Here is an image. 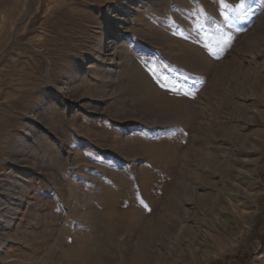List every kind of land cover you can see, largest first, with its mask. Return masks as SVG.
<instances>
[{"label": "rangeland", "instance_id": "1", "mask_svg": "<svg viewBox=\"0 0 264 264\" xmlns=\"http://www.w3.org/2000/svg\"><path fill=\"white\" fill-rule=\"evenodd\" d=\"M205 172L257 212L191 264H264V0H0V264H181ZM164 184L170 232L115 251Z\"/></svg>", "mask_w": 264, "mask_h": 264}, {"label": "bare ground", "instance_id": "2", "mask_svg": "<svg viewBox=\"0 0 264 264\" xmlns=\"http://www.w3.org/2000/svg\"><path fill=\"white\" fill-rule=\"evenodd\" d=\"M110 43H115V41H111ZM105 51V53H107V48H103L102 52L100 49V55L103 54V52ZM254 153V152H251ZM256 153V152H255ZM222 160V159H221ZM221 162H219L220 164ZM211 164V163H210ZM240 164V163H239ZM209 165V164H208ZM212 165V164H211ZM213 166V165H212ZM252 166V165H251ZM210 167V166H209ZM215 168V167H214ZM208 169V168H207ZM217 169V168H215ZM227 169V168H226ZM209 171H211L210 169H208ZM208 171V172H209ZM216 171V170H215ZM218 171V170H217ZM221 171V170H220ZM222 171L225 172V170ZM227 172V171H226ZM253 172V171H252ZM204 173V172H203ZM202 173V174H203ZM211 173V172H209ZM197 174H200L199 172ZM201 174V176H202ZM206 174V172H205ZM205 174H203V177L200 178V182L202 181V185L203 190L205 191L204 193V197H200L196 196L194 197V194L192 195L193 197L191 198H187V201L189 203H191L192 205H196L200 212L204 213L205 215L208 216H212L211 214L215 211H213V209H217L216 215L218 217V219L220 220V223L217 224V226L214 225V222L211 221L212 219L210 217L204 219H200L198 217L194 218V221L192 220V223L190 225V221H189V225L187 227V225H185L184 229L187 228L185 231H183L185 233V237L190 240L191 238H193L194 236H196L195 234H198V239H197V244L194 246L192 244V248L191 250L184 256L183 259V263L181 264H191L194 263L195 258L199 255V253H202L204 251H206L204 248H211V246L213 245V243H215L216 241H220V237H222L224 235V233L227 230L226 227V221H232L234 218H239L242 217L245 221V225L250 224L257 212L256 209V201H257V197L258 194H254L253 192H251L250 188L248 189L247 187L244 186V182L243 180L240 181V183L235 179V181H232L231 179L229 181H231V183L227 184L225 186L224 183L226 182H222L221 184H217L215 183V181H212L210 178L212 177H208V175L206 176ZM240 174V173H238ZM173 174H171L170 176H168L167 180H165L166 183H168V179L171 177ZM205 175V176H204ZM217 175V174H216ZM216 175L214 177H216ZM224 176H221L220 174V178H222L224 181H226L227 176L226 174L223 173ZM254 175V173H253ZM218 176V175H217ZM234 176V175H233ZM175 177V176H174ZM212 177V178H214ZM198 178V177H197ZM197 178L195 180H197ZM219 178V177H218ZM236 178V177H235ZM255 178V177H254ZM216 179V178H215ZM229 179V178H228ZM245 179V178H244ZM256 179V178H255ZM170 180V181H171ZM174 180V179H173ZM254 180V179H253ZM198 181V180H197ZM173 182V181H172ZM176 182V181H175ZM217 182V181H216ZM170 183V182H169ZM219 183V182H218ZM228 183V182H227ZM176 184V183H175ZM179 184V183H178ZM249 184V183H248ZM247 185V184H245ZM177 186V185H176ZM193 186H196L197 189L199 186H197V183ZM250 186V185H249ZM252 186V185H251ZM190 187V186H189ZM195 187V188H196ZM171 186L169 184L165 185L164 184V188L163 190H161V192H154L155 194H151V198L148 201L147 207L144 208H140V207H136L134 208V212L131 213V216L128 215H123L121 218H119L118 220H114V221H110L111 223H107L110 224V226L108 225L109 229L108 231L105 230V236L107 240H111L114 239V241L116 242V247L117 250L119 251H126L125 248L129 249L132 245V243L134 241H139L141 242L140 245L138 246V248L145 250L146 248V243L150 240H152V236H155L157 234V232H163L166 230L167 232L169 231V227L172 225H175V221L174 218L176 217L175 214L172 215V217H169L170 220L169 222H166V224L164 223V217L165 216H170V214H168V212L164 211L165 208H169L171 213V209H176L175 205L176 203L173 201V199H171V197L173 196L171 191ZM183 188V187H182ZM200 189H198L199 191ZM202 190V189H201ZM202 190V191H203ZM155 191V190H154ZM188 191V190H187ZM175 192V191H174ZM157 193V194H156ZM175 195H177L175 193ZM184 195V194H183ZM189 195V194H188ZM181 197V196H180ZM185 197V196H184ZM182 196V198H184ZM186 198V197H185ZM201 198V199H200ZM175 199V198H174ZM184 200V199H183ZM176 201V200H175ZM179 201H177L178 203ZM217 203V204H216ZM183 207V206H182ZM194 208V207H193ZM195 209V211H197ZM185 210V209H184ZM193 212V210H192ZM180 213V212H179ZM190 213V212H189ZM197 214V212H194V214ZM191 214V213H190ZM189 214V216H190ZM195 214V215H196ZM181 216L183 215L180 214ZM192 215V214H191ZM193 215V216H195ZM199 215V214H197ZM179 216V215H178ZM177 216V217H178ZM186 216V214H185ZM215 216V215H214ZM183 220L186 221V218ZM216 217V218H217ZM166 218V217H165ZM188 218V217H187ZM210 218V219H209ZM237 218V219H238ZM241 219V220H243ZM157 220V223H155V221ZM179 220V219H178ZM176 220V221H178ZM215 220V219H214ZM180 221V220H179ZM243 221V222H244ZM181 222V221H180ZM179 222V223H180ZM178 223V222H177ZM107 224L105 225V227L107 226ZM181 224V223H180ZM242 224V223H241ZM179 225V224H178ZM214 225V226H213ZM177 226V225H176ZM228 226V225H227ZM103 227V228H105ZM183 227V226H182ZM172 228V227H171ZM107 229V227H106ZM101 230V229H100ZM181 230V229H180ZM182 232V231H181ZM104 234V232L102 233ZM101 234V236H103ZM173 234V232H172ZM176 234V233H175ZM183 235V234H182ZM100 236V237H101ZM156 237V236H155ZM158 237V235H157ZM161 237V236H160ZM159 237V238H160ZM102 239H104L103 237H101ZM174 238H176L174 236ZM182 238V237H181ZM184 238V239H186ZM101 239V240H102ZM105 239V241H106ZM150 239V240H149ZM158 239V238H157ZM171 239V238H170ZM173 239V238H172ZM180 239V238H179ZM183 239V238H182ZM194 239V238H193ZM156 240V239H155ZM159 240V239H158ZM181 240V239H180ZM105 241L103 242L105 245ZM153 241V240H152ZM176 241V239H175ZM179 241V240H177ZM185 241V240H184ZM191 241V240H190ZM107 242V241H106ZM109 242V241H108ZM123 242V243H122ZM158 242V241H157ZM164 242V241H162ZM160 242V243H162ZM183 242V241H182ZM181 242V244H182ZM188 242V241H186ZM110 243V242H109ZM144 245H143V244ZM165 243V242H164ZM137 244V243H136ZM142 244V245H141ZM148 244V243H147ZM150 244V242H149ZM148 244V245H149ZM176 244V243H175ZM179 244V243H178ZM102 245V242H101ZM109 245V244H107ZM152 245V244H151ZM159 245V243H158ZM177 245V244H176ZM180 245V244H179ZM189 245V243H188ZM191 245V243H190ZM106 246V245H105ZM150 246V245H149ZM148 246V247H149ZM175 246V245H174ZM187 246V245H186ZM215 246V244H214ZM213 246V247H214ZM104 247V246H103ZM103 247L100 246V248L103 249ZM147 247V248H148ZM155 247V246H154ZM157 247V246H156ZM182 247V246H181ZM108 248V247H107ZM107 248H105L104 250H107ZM173 248V247H171ZM179 249V247H177ZM155 249V248H154ZM161 249V248H160ZM181 249V248H180ZM190 249V248H188ZM177 250V249H176ZM175 250V251H176ZM182 250V249H181ZM136 251V250H135ZM142 253V250H140ZM139 251V252H140ZM174 251V249H173ZM178 251V250H177ZM147 252H149V249L147 250ZM146 252V253H147ZM153 252V251H152ZM180 252V251H179ZM208 252V250H207ZM206 252V253H207ZM101 252H99V255H101L102 259H106L105 255V251H103L101 254ZM117 253V252H116ZM120 253V252H119ZM171 253V252H170ZM183 253V252H182ZM134 254V253H133ZM132 254V255H133ZM174 254V253H173ZM177 254H181L178 253ZM176 254V255H177ZM151 255V254H150ZM155 255V254H154ZM153 255V256H154ZM169 255H172L169 254ZM118 256V253H117ZM136 256V255H135ZM147 256V255H146ZM179 256V255H178ZM127 257V256H126ZM138 257V256H137ZM143 257V256H142ZM170 257V256H169ZM173 256H171L172 258ZM199 257V256H198ZM202 257V256H201ZM125 258V257H124ZM133 258V257H132ZM139 258V257H138ZM149 258V257H148ZM154 258V257H153ZM130 259V258H128ZM145 259V258H144ZM150 259V258H149ZM175 259V260H174ZM177 258L173 257V260L176 261ZM182 259V258H181ZM109 260V259H108ZM122 260V259H121ZM170 260V258H169ZM199 260V259H197ZM202 260V259H201ZM128 261V260H127ZM152 261V260H151ZM179 261V260H178ZM204 261V260H203ZM202 261V262H203ZM103 262V261H102ZM101 262V263H102ZM110 262V261H109ZM125 262V261H124ZM143 262V261H142ZM141 262V260L139 259H135L132 261L131 264H143ZM198 262V261H197ZM123 263V262H122ZM129 263V262H128ZM174 263V262H173ZM207 262H205L204 264H206ZM125 264V263H124ZM147 264V263H146ZM172 264V262H171ZM203 264V263H202Z\"/></svg>", "mask_w": 264, "mask_h": 264}, {"label": "snow or ice", "instance_id": "3", "mask_svg": "<svg viewBox=\"0 0 264 264\" xmlns=\"http://www.w3.org/2000/svg\"><path fill=\"white\" fill-rule=\"evenodd\" d=\"M225 7H228V5H225ZM243 7H244V5H243V3L240 5V8H241V10L243 9ZM218 58V57H217ZM143 203V202H142ZM145 207H147V205H144Z\"/></svg>", "mask_w": 264, "mask_h": 264}]
</instances>
